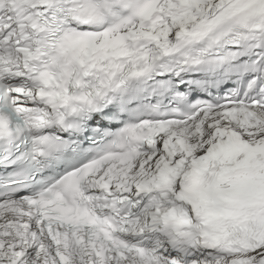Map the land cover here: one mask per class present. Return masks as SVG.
Instances as JSON below:
<instances>
[{
	"label": "snow or ice",
	"instance_id": "snow-or-ice-1",
	"mask_svg": "<svg viewBox=\"0 0 264 264\" xmlns=\"http://www.w3.org/2000/svg\"><path fill=\"white\" fill-rule=\"evenodd\" d=\"M0 264H264V0H0Z\"/></svg>",
	"mask_w": 264,
	"mask_h": 264
}]
</instances>
